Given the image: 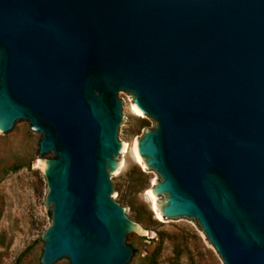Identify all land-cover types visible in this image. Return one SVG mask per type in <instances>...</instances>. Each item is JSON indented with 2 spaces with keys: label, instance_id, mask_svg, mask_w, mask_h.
<instances>
[{
  "label": "water",
  "instance_id": "obj_1",
  "mask_svg": "<svg viewBox=\"0 0 264 264\" xmlns=\"http://www.w3.org/2000/svg\"><path fill=\"white\" fill-rule=\"evenodd\" d=\"M121 96L153 121L136 150L161 218L264 264V0H0V133L39 134L51 212L39 264H134L148 236L113 195Z\"/></svg>",
  "mask_w": 264,
  "mask_h": 264
},
{
  "label": "rangeland",
  "instance_id": "obj_2",
  "mask_svg": "<svg viewBox=\"0 0 264 264\" xmlns=\"http://www.w3.org/2000/svg\"><path fill=\"white\" fill-rule=\"evenodd\" d=\"M121 98L129 123L121 135L128 147L123 171L112 181L113 195L148 235L144 240L130 237L134 264H223L198 224L158 218L152 211L146 191L159 176L135 160L130 145L153 121L133 113L131 96ZM38 139L28 125L6 138L0 133V264H39L40 235L51 212L44 205L47 188L36 154Z\"/></svg>",
  "mask_w": 264,
  "mask_h": 264
},
{
  "label": "bare ground",
  "instance_id": "obj_3",
  "mask_svg": "<svg viewBox=\"0 0 264 264\" xmlns=\"http://www.w3.org/2000/svg\"><path fill=\"white\" fill-rule=\"evenodd\" d=\"M131 109H132V111H133V113L134 114H136V115H139V116H141L142 115V113L138 110V108L134 105V103L133 102H131ZM136 140L137 139H135L132 143H131V145H130V149H131V151H132V153H133V156H134V158H135V160L136 161H138L139 163H141V165H143L142 164V160H141V158L139 157V155L137 154V150H136ZM125 145H126V148L128 147L127 146V144L125 143ZM39 162V161H38ZM38 164V163H37ZM144 167V166H143ZM146 194H147V196H148V200H149V203H150V205H151V209L154 211V213H155V215H156V217H158V218H160L161 216L159 215V212H158V210H157V205H156V196H154L152 193H151V191H150V188L146 191Z\"/></svg>",
  "mask_w": 264,
  "mask_h": 264
}]
</instances>
